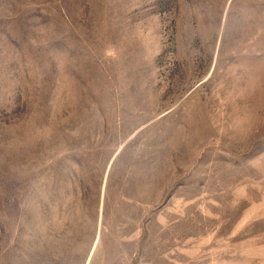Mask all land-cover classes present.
I'll list each match as a JSON object with an SVG mask.
<instances>
[{"label": "rangeland", "instance_id": "rangeland-1", "mask_svg": "<svg viewBox=\"0 0 264 264\" xmlns=\"http://www.w3.org/2000/svg\"><path fill=\"white\" fill-rule=\"evenodd\" d=\"M0 264H264V0H0Z\"/></svg>", "mask_w": 264, "mask_h": 264}]
</instances>
